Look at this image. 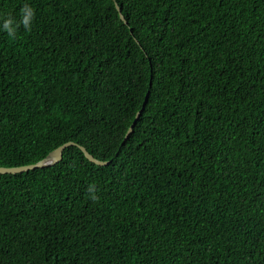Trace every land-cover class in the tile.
Instances as JSON below:
<instances>
[{
    "label": "trees",
    "instance_id": "obj_1",
    "mask_svg": "<svg viewBox=\"0 0 264 264\" xmlns=\"http://www.w3.org/2000/svg\"><path fill=\"white\" fill-rule=\"evenodd\" d=\"M69 140L111 161L0 173V264H264V0H0V165Z\"/></svg>",
    "mask_w": 264,
    "mask_h": 264
},
{
    "label": "water",
    "instance_id": "obj_2",
    "mask_svg": "<svg viewBox=\"0 0 264 264\" xmlns=\"http://www.w3.org/2000/svg\"><path fill=\"white\" fill-rule=\"evenodd\" d=\"M116 6L120 12V16L121 18L125 21L128 22L125 18V15L122 13V9L119 5V3L115 2ZM149 91L146 94L145 100L143 102L142 107L137 111L134 121L132 122V124L130 125L125 139H127L130 136V133L133 131L134 126L137 122V120L140 118L141 114L143 113V110L145 109V106L148 102L149 99ZM79 146L81 148V150L84 152L85 156L92 162H95L99 165H106L108 164L111 160H102L97 158L96 156H94L88 149L87 147H85L84 145H81L73 140H69L64 142L63 144L59 145L58 147H56L55 149H53L50 153H48L44 158H42L41 160L35 162V163H30V164H23V165H17V166H2L0 165V173H19V172H23V171H27L30 169H35L38 167H46V166H50V165H54L56 163H58L59 161H61L63 159V153L64 150L69 147V146Z\"/></svg>",
    "mask_w": 264,
    "mask_h": 264
},
{
    "label": "clouds",
    "instance_id": "obj_3",
    "mask_svg": "<svg viewBox=\"0 0 264 264\" xmlns=\"http://www.w3.org/2000/svg\"><path fill=\"white\" fill-rule=\"evenodd\" d=\"M22 12V19L19 23L14 22L12 18H8L4 21V29L7 31L8 35L12 38H15L17 29L22 24L25 29L31 31V25L35 17V11L31 7L25 5L24 8L21 10ZM15 23V27L13 24ZM95 185H90L88 191L91 193H95ZM92 199H97V197L93 194Z\"/></svg>",
    "mask_w": 264,
    "mask_h": 264
}]
</instances>
